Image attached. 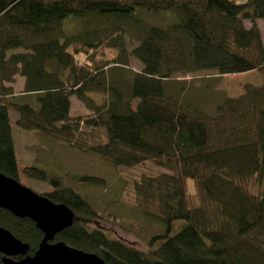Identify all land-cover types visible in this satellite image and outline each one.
<instances>
[{
	"label": "trees",
	"instance_id": "1",
	"mask_svg": "<svg viewBox=\"0 0 264 264\" xmlns=\"http://www.w3.org/2000/svg\"><path fill=\"white\" fill-rule=\"evenodd\" d=\"M257 20L264 22V0H0V173L18 181L9 110L19 129L111 166L151 162L164 170L133 183L137 209L159 225L141 250L95 227L116 218L95 211L62 177L25 167V176L52 187L43 196L74 214L54 241L106 264H264V48ZM134 31L139 42L130 53L141 68L124 97L99 78L109 65L126 69L123 37ZM208 70L242 77L257 70L263 78L206 113L188 95L189 82L171 78ZM15 75L24 78L22 91L8 85ZM91 86L114 99L92 106L85 96ZM72 95L86 102L88 116L69 114ZM96 137L100 142L87 146ZM186 179L194 181L198 206ZM0 227L27 244V255L37 250L42 234L29 219L0 209Z\"/></svg>",
	"mask_w": 264,
	"mask_h": 264
},
{
	"label": "rangeland",
	"instance_id": "2",
	"mask_svg": "<svg viewBox=\"0 0 264 264\" xmlns=\"http://www.w3.org/2000/svg\"><path fill=\"white\" fill-rule=\"evenodd\" d=\"M149 22L154 23L153 18H150ZM244 24L246 27L250 26L247 20L244 21ZM257 24L264 48V22L257 20ZM139 33L134 31L123 37L126 54L122 59L126 62L124 65L126 69L109 65L99 78L105 88L114 86L124 97L128 95L130 78L134 72H138L141 68L140 63L130 53L139 42ZM107 53L111 58L116 55L115 50L107 49ZM262 78V74L257 70L244 75V77L241 75H219L216 71L208 70L176 74L171 79L178 83L183 80L189 82L188 95L196 98L203 105V111L213 113L215 106L224 98L239 96L247 84L253 83L254 86H258L262 82ZM8 85L14 92L22 91L24 79L15 75L12 83ZM177 85L171 88L177 89ZM89 88L85 96L87 102L92 106L102 107L114 99V96L109 92H99L92 86ZM70 101L69 114L71 116L85 117L90 114L85 101L77 99L74 95L70 97ZM8 116L19 175L18 181L21 185L40 195L52 191V187L48 183L25 176L23 169L30 166L44 169L50 177H62L64 184L84 195L95 211L110 213L116 218V222L111 223L98 221L95 227L106 232L109 237L120 239L141 250L145 249L153 234L159 231V225L148 221L137 209L133 183L143 175L153 176L164 171L162 168L151 162L133 168L111 166L96 156L77 151L65 143L44 136L42 133L19 129L15 125L17 118L15 111L9 110ZM99 142L100 138L96 137L88 139L86 144L93 146ZM82 176L103 179L104 184L95 186L93 183L82 181L80 179ZM185 186L192 203L198 206L194 181L186 179ZM262 240L264 244V237Z\"/></svg>",
	"mask_w": 264,
	"mask_h": 264
},
{
	"label": "water",
	"instance_id": "3",
	"mask_svg": "<svg viewBox=\"0 0 264 264\" xmlns=\"http://www.w3.org/2000/svg\"><path fill=\"white\" fill-rule=\"evenodd\" d=\"M0 209L29 219L42 234L37 250L29 256L27 244L0 227L1 264H106L97 254L54 241L73 222L74 214L66 205L54 203L1 173Z\"/></svg>",
	"mask_w": 264,
	"mask_h": 264
},
{
	"label": "crops",
	"instance_id": "4",
	"mask_svg": "<svg viewBox=\"0 0 264 264\" xmlns=\"http://www.w3.org/2000/svg\"><path fill=\"white\" fill-rule=\"evenodd\" d=\"M24 79V78H23Z\"/></svg>",
	"mask_w": 264,
	"mask_h": 264
}]
</instances>
